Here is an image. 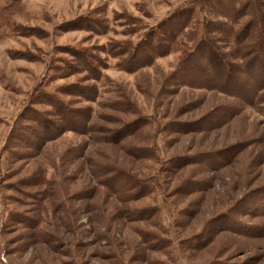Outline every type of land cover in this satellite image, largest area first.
<instances>
[{
	"label": "rangeland",
	"instance_id": "374dc122",
	"mask_svg": "<svg viewBox=\"0 0 264 264\" xmlns=\"http://www.w3.org/2000/svg\"><path fill=\"white\" fill-rule=\"evenodd\" d=\"M246 1L0 0V264H264V0ZM208 37L249 52L252 103L179 73Z\"/></svg>",
	"mask_w": 264,
	"mask_h": 264
},
{
	"label": "trees",
	"instance_id": "16d2710c",
	"mask_svg": "<svg viewBox=\"0 0 264 264\" xmlns=\"http://www.w3.org/2000/svg\"><path fill=\"white\" fill-rule=\"evenodd\" d=\"M212 5L214 6V3H217L216 5L218 7H221V9H223L224 5L221 6L218 3V0H209ZM250 1L247 0L246 3H249ZM203 5H205V3L203 2ZM189 16L187 18V14L184 15V23H186V21H188V19H190L189 21H193V17H191L193 10H190L189 12ZM187 18V20H186ZM233 21V20H232ZM170 22V21H169ZM166 23L164 26H162V28H166L167 24ZM174 22V20L172 21ZM171 23V22H170ZM189 24V22L187 23V25ZM185 25V24H184ZM187 25H185L183 27V30L185 28H187ZM176 27V25L174 26ZM161 28V27H160ZM170 30V29H169ZM162 37L160 38L162 41L166 40L168 41V38H171L172 35L170 33H168L167 31H163L162 30ZM207 35H210V33L207 32ZM233 34L231 33V30L229 31V37H231ZM234 37V36H232ZM151 38V37H150ZM244 39H248L250 38V35L246 34L243 35ZM158 38L156 39H151V43L148 44L147 42H144L143 45H141L142 47H138L135 50V54L131 55L133 56V58L131 60H128L129 62L126 61L128 66H132V70L135 69H139L143 64H145L144 62L148 59V54L146 52H149L150 49H148L149 51H145L148 46L154 48V44L156 42ZM194 39V38H192ZM197 39V42L195 44V49L191 50L190 53L188 55L185 54V51L183 50L181 52V56H180V60L177 63V69L179 71V73L181 72L183 74V72L188 73V72H196L197 70H200L201 76H199L198 79V84H197V89H204V90H214V91H221L220 93L228 95L232 98H237L238 102L244 103V102H248V103H252V99L256 96V93H258L257 91L259 90L257 87H259L258 85H255V83L251 86L246 85V84H242L240 83V79H242L243 77H246L248 74H251L250 72V67H248V63H243L242 62V57L239 61L237 60L238 55H244L248 54L249 52L246 51H242V49H240L238 47V49L235 48V42L231 41L230 43H233V54L231 55V59L227 58L225 56V54L221 53L218 48L212 43L210 37H208L203 43H199L202 42L203 39ZM235 39L238 40L239 38L235 36ZM247 41V40H246ZM239 43H243L242 39L238 41ZM237 42V43H238ZM238 43V45H239ZM161 47V46H160ZM159 47V48H160ZM157 52H160L159 50ZM130 56V57H131ZM261 57L264 58V54L261 55ZM209 58V59H208ZM254 58V55H253ZM130 59V58H129ZM138 59V62L137 61ZM204 60V61H202ZM141 62V63H140ZM205 62L206 66L209 67V69H206L203 66V63ZM246 64V65H245ZM257 67V66H256ZM219 69V72H214L215 69ZM253 68V67H251ZM220 73V74H219ZM233 74H236L238 76L234 77ZM189 75V74H188ZM219 75L222 77L221 79L219 78ZM250 77L252 75H249ZM205 78V80H204ZM225 79V80H224ZM264 79V78H263ZM191 80V79H190ZM264 81V80H263ZM194 83V82H191ZM236 84L237 86L233 89L232 86ZM222 89H221V88ZM240 88V93L242 92L243 94L240 95H234V93H236V90ZM263 89V88H262ZM254 94V96H253Z\"/></svg>",
	"mask_w": 264,
	"mask_h": 264
}]
</instances>
